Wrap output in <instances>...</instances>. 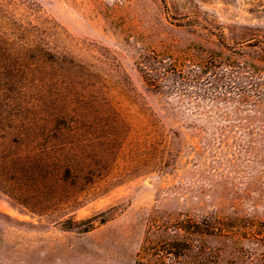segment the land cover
<instances>
[{"label":"rangeland","instance_id":"1","mask_svg":"<svg viewBox=\"0 0 264 264\" xmlns=\"http://www.w3.org/2000/svg\"><path fill=\"white\" fill-rule=\"evenodd\" d=\"M0 264H264V0H0Z\"/></svg>","mask_w":264,"mask_h":264},{"label":"trees","instance_id":"2","mask_svg":"<svg viewBox=\"0 0 264 264\" xmlns=\"http://www.w3.org/2000/svg\"><path fill=\"white\" fill-rule=\"evenodd\" d=\"M164 75V74H163ZM180 75V74H179ZM165 76V75H164ZM177 76V75H176ZM175 76V77H176ZM181 77H182V75H180ZM178 78H180V77H178ZM171 81H173V79H172V76L170 77V76H166V78H161V77H157V78H155V80H152L153 81V83H154V85H157V83H160L161 81H163L162 82V84L166 81V82H170V80ZM181 81H183V80H181ZM161 84V83H160Z\"/></svg>","mask_w":264,"mask_h":264}]
</instances>
